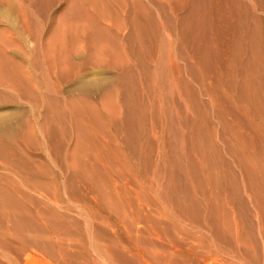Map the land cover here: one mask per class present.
Returning <instances> with one entry per match:
<instances>
[{"label":"bare ground","instance_id":"bare-ground-1","mask_svg":"<svg viewBox=\"0 0 264 264\" xmlns=\"http://www.w3.org/2000/svg\"><path fill=\"white\" fill-rule=\"evenodd\" d=\"M263 14L0 0V264H264Z\"/></svg>","mask_w":264,"mask_h":264},{"label":"rangeland","instance_id":"rangeland-1","mask_svg":"<svg viewBox=\"0 0 264 264\" xmlns=\"http://www.w3.org/2000/svg\"><path fill=\"white\" fill-rule=\"evenodd\" d=\"M259 17L264 20V14L260 15ZM215 23H216L217 30L215 28L216 32L214 35H217L218 44L217 43H204L203 44L205 49L209 52V54L212 53V58L215 57V53L217 54V49L219 50L220 53H223L224 50L227 49L228 43H229V37H230V27H231L229 17L226 18L223 12L220 15H218V18L217 20H215ZM188 35L190 36L189 33ZM51 170L52 172H54V174H57L58 177L61 173L64 175L63 167L58 166L57 164L51 165ZM83 195L87 196V193ZM41 196H51V195L43 194Z\"/></svg>","mask_w":264,"mask_h":264}]
</instances>
